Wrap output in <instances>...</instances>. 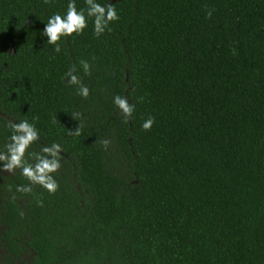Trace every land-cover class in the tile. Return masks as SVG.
I'll list each match as a JSON object with an SVG mask.
<instances>
[{
	"label": "trees",
	"instance_id": "trees-1",
	"mask_svg": "<svg viewBox=\"0 0 264 264\" xmlns=\"http://www.w3.org/2000/svg\"><path fill=\"white\" fill-rule=\"evenodd\" d=\"M111 2L110 32L57 54L40 32L66 0H0V146L28 119L64 149L55 194L8 177L2 264H264V0ZM82 59L88 99L62 82Z\"/></svg>",
	"mask_w": 264,
	"mask_h": 264
},
{
	"label": "clouds",
	"instance_id": "clouds-1",
	"mask_svg": "<svg viewBox=\"0 0 264 264\" xmlns=\"http://www.w3.org/2000/svg\"><path fill=\"white\" fill-rule=\"evenodd\" d=\"M85 7H78L77 0H66V8L61 12L48 13L44 28L40 35L46 37V45H52L53 51L57 54L62 51V43L67 42V38H72L73 34L79 36L85 34L86 29L91 25L92 34L96 38L102 37L112 30V25L120 20V10L111 0H84ZM208 17L212 16V11H208ZM79 69L75 64L71 65L64 73L62 82L70 86H75L76 94L83 99H88L92 90L85 84L78 74L82 70L84 75L90 76L92 64L87 59L79 62ZM143 101V97L137 98ZM130 94H115L111 102L117 109L125 123L134 119L136 102ZM155 123L154 116H148L141 123L144 131H150ZM7 127L10 135L0 146V174L4 172L16 173L25 178L27 183L17 184L15 191L21 194L33 193V187L39 186L49 194H55L60 189L57 174L62 167L63 146L60 143L41 144V133L34 121L28 119H10ZM71 135L81 134L80 126ZM105 150L111 144V140L101 141ZM36 147H33V146ZM39 150H36V149ZM15 199V196H13ZM39 206H43V200H37Z\"/></svg>",
	"mask_w": 264,
	"mask_h": 264
},
{
	"label": "flooded vegetation",
	"instance_id": "flooded-vegetation-1",
	"mask_svg": "<svg viewBox=\"0 0 264 264\" xmlns=\"http://www.w3.org/2000/svg\"><path fill=\"white\" fill-rule=\"evenodd\" d=\"M8 177L14 178V173L4 172L0 174V214L2 213L3 206L6 204V199L10 196L8 191ZM5 228L6 226L0 225V264H2L1 257L7 254L5 243ZM17 264H28V259L20 260Z\"/></svg>",
	"mask_w": 264,
	"mask_h": 264
}]
</instances>
